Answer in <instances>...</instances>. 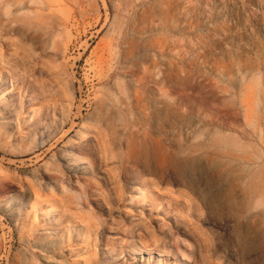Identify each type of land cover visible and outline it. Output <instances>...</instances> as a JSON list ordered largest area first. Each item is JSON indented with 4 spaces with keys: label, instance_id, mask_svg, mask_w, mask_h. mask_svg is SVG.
<instances>
[{
    "label": "rangeland",
    "instance_id": "1",
    "mask_svg": "<svg viewBox=\"0 0 264 264\" xmlns=\"http://www.w3.org/2000/svg\"><path fill=\"white\" fill-rule=\"evenodd\" d=\"M0 264H264V0H0Z\"/></svg>",
    "mask_w": 264,
    "mask_h": 264
},
{
    "label": "bare ground",
    "instance_id": "2",
    "mask_svg": "<svg viewBox=\"0 0 264 264\" xmlns=\"http://www.w3.org/2000/svg\"><path fill=\"white\" fill-rule=\"evenodd\" d=\"M110 143H111V141H110ZM161 173H162V170H161ZM162 174H163V173H162ZM124 175H125V174L122 175L123 178L125 177ZM141 254H142V253H141Z\"/></svg>",
    "mask_w": 264,
    "mask_h": 264
}]
</instances>
